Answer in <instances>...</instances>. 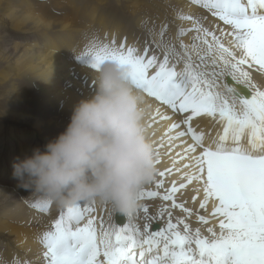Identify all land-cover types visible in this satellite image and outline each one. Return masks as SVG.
<instances>
[{"label":"snow or ice","instance_id":"snow-or-ice-1","mask_svg":"<svg viewBox=\"0 0 264 264\" xmlns=\"http://www.w3.org/2000/svg\"><path fill=\"white\" fill-rule=\"evenodd\" d=\"M190 3L224 27L209 29L200 17L178 13L175 43L164 46L162 58L150 46L141 51L114 37L93 39L83 56L90 57L91 67L106 60L126 66L142 94L180 116L168 132L178 130L176 137L191 138L182 156L187 171L179 181L166 183L173 168L158 170L156 150L155 175L146 184L155 190L141 188L135 212L105 223L95 214L94 202L62 207L38 237L42 264H264V84L255 82L251 72L264 77V0ZM166 28L162 26L161 38ZM189 32L194 35L185 44L182 38ZM199 117L219 127L207 143L192 123ZM174 138L169 136V142ZM192 184L197 195L202 193V211L178 202ZM145 197L161 201L156 214L149 215L148 206L140 203ZM51 205L43 197L28 206L47 215ZM140 213L142 225L136 222ZM153 221H158L154 230ZM11 264L31 262L13 258Z\"/></svg>","mask_w":264,"mask_h":264},{"label":"bare ground","instance_id":"bare-ground-1","mask_svg":"<svg viewBox=\"0 0 264 264\" xmlns=\"http://www.w3.org/2000/svg\"><path fill=\"white\" fill-rule=\"evenodd\" d=\"M16 1L18 0H0V85H5L7 88L6 90L0 89V264H5V262L11 264L13 258L27 259L31 264H42L43 249L38 242V237L50 226L54 219L58 218L62 207L52 204L47 215L40 214L30 208L28 206L29 202H34L36 199L43 198V196L40 193L17 187V181L12 177V161L16 157L23 158L24 155L30 154L31 149L36 146L42 148L49 139L61 133L69 122L74 105L94 94L96 86L94 73L90 66V57H83L93 39L103 41L104 37H107L108 40H112L114 37L117 43L122 39H126L128 44L141 51L144 49V46L141 45L144 44L140 43V45L132 41L130 35H125V32L118 25L117 27L112 25V27H108L107 23L109 22L106 23L103 22L104 19H100L102 15L95 24L97 27L94 26L92 30L85 28L84 35H76V31L72 29V20L69 17L59 18L55 16L56 14H49L47 8H44L42 4L36 6L39 10V15H37L34 13L31 4L20 0L27 6V9H24L25 6L21 8L19 5H22V3H19V6L15 4V7L14 3ZM119 1L115 0L117 4ZM120 2L123 3V1ZM63 3L68 9L76 7L71 1H63ZM126 6L131 13H129V16L136 19L134 21L136 26L141 24L139 22L143 17H139V14L147 11L155 12L157 17H153L154 22L159 28L167 25L164 34L166 35L168 32L170 35H167L172 37L171 41H174V43L177 26L181 23L177 19L178 13L200 17L205 27L216 29L214 22L217 18L213 17L207 10L192 5L190 0H158L157 2L143 0L142 4L128 2ZM165 6L175 9L174 11L177 14H171V12V15L175 14L174 17L166 18L168 12ZM93 8H77L79 10L74 11L73 22H76L75 18L78 17V13L81 11L83 23H90L95 16L96 10L94 11L95 8ZM146 14L148 15V13ZM134 22L131 23L134 24ZM125 23L124 27L126 26ZM128 23L130 21L126 24ZM183 26L191 27L188 22H184ZM57 27L60 30H58L59 32H67L62 35V39L59 38L56 31ZM155 31L157 32V30ZM145 32L147 31L145 30ZM150 32L148 33L150 34ZM23 35L28 36L30 40L25 36L26 43L17 42ZM193 35L194 33H187L182 38L184 43L190 44ZM150 44H152L151 47L155 45ZM158 46L160 47V45L155 47ZM157 51L161 52L160 50ZM160 54L162 55V53ZM251 72L255 82L264 84V77L255 70H251ZM50 74L51 76L47 82L42 81L47 80ZM142 95L144 98L145 128L153 144L154 154L156 150L159 151L160 163L157 166L158 170L173 168L172 173L165 176L164 179L166 183L172 180L179 181L182 174L187 171L183 168V165L188 161L182 159V156L186 145L191 143L190 139L187 136L176 137L175 133L178 130L168 132L170 125L174 121L178 122L180 120L179 115L171 114L164 106L148 98L146 94ZM157 109H159V115L156 114ZM165 115L171 117V119H160L161 116ZM199 118L192 121L193 125L197 124ZM47 130H50V133ZM169 136L175 138L169 142ZM205 142L208 141L205 140ZM168 186H170V183H168ZM195 187L196 185L192 184L182 190L180 200H178V202L183 200L193 210H196L199 206V200L202 197V193L197 195L194 191ZM146 188L155 190L150 184L146 185ZM161 191L163 190L161 189ZM193 195H197V201L195 202L191 199ZM150 199L152 200H150L148 214L154 215L159 211L161 201L158 197ZM93 207L96 210L95 214L98 219L102 216L105 223H107L110 217L112 218V209L111 214L107 215L106 213L107 210H110L109 206L94 202ZM173 212L174 216L179 214L177 210H173ZM139 216L140 219L136 222L142 225L143 215L139 214ZM191 222L194 226L196 223L194 217ZM157 223L158 221H153V230Z\"/></svg>","mask_w":264,"mask_h":264},{"label":"clouds","instance_id":"clouds-1","mask_svg":"<svg viewBox=\"0 0 264 264\" xmlns=\"http://www.w3.org/2000/svg\"><path fill=\"white\" fill-rule=\"evenodd\" d=\"M91 68L94 94L74 105L61 133L13 159L12 177L59 207L97 202L128 215L156 171L144 98L126 66L106 60Z\"/></svg>","mask_w":264,"mask_h":264},{"label":"rangeland","instance_id":"rangeland-1","mask_svg":"<svg viewBox=\"0 0 264 264\" xmlns=\"http://www.w3.org/2000/svg\"><path fill=\"white\" fill-rule=\"evenodd\" d=\"M63 1H71V2H73L75 5H76V7L75 8H73V9H68V8H66L63 4ZM95 1H96V4H95ZM91 0V1H88V0H24V2H26V3H29V4H31L32 5V7H33V9H34V13L35 14H37V15H39L38 14V12H39V10L36 8V6L37 5H39V4H42L43 5V7L44 8H47V10H48V13L49 14H53V15H55L56 17H59V18H61V17H69V19L70 20H72V23H73V27H72V29L74 30V31H76V35H84V31H85V28H87V29H90V30H92V28L95 26V24L98 22V19L101 17V15H102V18H100L101 20L102 19H104L103 20V22H109V23H107L108 24V27L109 26H113V27H117V25L121 28V30L122 31H124L123 33L125 34V35H130V39L132 38L133 40L132 41H134L135 43H141V44H144V45H141L142 47L144 46V48L146 47V46H152V44H150V43H153V44H155L153 47H151L152 49H154V48H157V49H155V53H156V55L158 56V57H160V58H162V55L160 54V53H162L163 54V51H164V48H163V46H165L166 44H169L170 42L171 43H174V41H171V39H172V37L171 36H168L167 34H169L168 32L166 33V35L165 36H163V38H160L161 36L159 35L160 34V32L162 31V28L160 27L159 28V26L154 22L155 21V17H157V15L155 14V12L153 13V12H146V13H148V15L146 14V13H142V14H139V17H142L141 19H140V22L139 23H141V24H138L137 26L135 25V22L134 21H136V19L132 16H129L131 13L129 12V10L127 9V6H126V3H128V2H137V3H143V0H120V1H123V3H121L120 1H119V3L117 4L116 2H115V0ZM152 1H154V2H157L158 0H152ZM17 2V3H16ZM15 3H14V6H15V4H16V6L19 4V3H22V5L21 4H19L20 5V7L21 8H24V6H25V8L24 9H27V6L26 5H24V3L23 2H21L20 0H18V1H16ZM43 2V3H42ZM48 2V3H47ZM52 2H54V3H52ZM77 2V3H76ZM56 3V4H55ZM79 3V4H78ZM89 3V4H88ZM84 4V5H83ZM90 4H92V5H90ZM96 6H95V5ZM18 5V6H19ZM49 5V6H48ZM89 5V6H88ZM15 6V7H16ZM23 6V7H22ZM61 6H63V8H61ZM93 6H94V8H93ZM93 8L94 9V11H95V16H94V19L90 22V23H88V22H85V23H83V15H82V12L81 11H79V13H78V17H76L75 18V21L76 22H73V20H74V16H73V13H74V11H76V10H79V9H83V8ZM167 9V12L168 13H166L167 14V16H166V18H170V16L172 17H174V15L175 14H177L176 13V11H174L175 9H173V8H171V7H167V6H165ZM77 8H79V9H77ZM169 9V10H168ZM152 11V10H151ZM174 11V12H173ZM30 12H32V11H30ZM172 12V13H171ZM108 13V14H107ZM130 13V14H129ZM150 13H151V15H150ZM173 14V13H175L174 15H171V14ZM110 14V15H109ZM129 17H131V18H129ZM145 15H146V17H145ZM154 15V16H153ZM114 16V18H112ZM115 17H117V18H115ZM148 17V18H147ZM154 17V18H153ZM106 18V19H105ZM153 18V19H152ZM117 19V20H116ZM146 19H148V20H146ZM126 20V21H125ZM143 20V21H142ZM150 20V21H149ZM218 19H216L215 20V22H214V24H215V27H217V26H219V27H224L223 26V24H222V22H220V21H217ZM111 21V22H110ZM113 21V22H112ZM115 21V22H114ZM118 21V22H117ZM130 21V23H128V24H126L127 22H129ZM144 21H146L145 22V27L143 26V24H144ZM149 21V22H148ZM117 22V23H116ZM126 22V23H125ZM131 22H134V24L133 23H131ZM143 22V23H142ZM124 23H125V27H124ZM150 23V24H149ZM151 23H153L154 24V26H153V24H151ZM217 23V24H216ZM110 24V25H109ZM131 24H133L134 25V27H133V25H131ZM150 25V27H148ZM156 25V26H155ZM111 26V27H112ZM132 26V27H131ZM141 28H140V27ZM152 26H153V29H152ZM158 26V27H157ZM95 27H97V26H95ZM143 27V28H142ZM148 28V29H147ZM158 28V29H157ZM125 29V30H124ZM59 29H58V27H57V29H56V31H57V33H58V35H59V38L60 39H62L63 37H62V35L63 34H65V33H67V32H64V33H62V32H59L58 31ZM130 30H131V32H130ZM145 30L147 31V32H145ZM154 30V31H153ZM155 30H157V32L155 31ZM160 30V31H159ZM127 31V32H126ZM152 33H151V32ZM165 31L166 30H164V33H165ZM113 32H116V31H113ZM134 32V33H133ZM148 32H150V34L148 33ZM154 32V33H153ZM61 33V34H60ZM69 33V32H68ZM117 33V32H116ZM131 33V34H130ZM140 34V35H138V34ZM133 34V35H132ZM150 36H149V35ZM152 34V35H151ZM138 35V36H137ZM155 35V36H154ZM170 35V34H169ZM26 35H23V37H21V38H19L18 40H17V42H23V43H26L27 41L25 40V38L27 37V39L28 40H30V38L28 37V36H26ZM137 36V37H136ZM160 36V37H159ZM152 37V38H151ZM156 37V38H155ZM157 37H158V39H157ZM167 37V38H166ZM138 38H140V39H138ZM146 38H148V39H146ZM170 38V39H169ZM104 39H105V37H104ZM146 39V40H145ZM149 39H150V41H149ZM153 39V40H152ZM156 39V40H155ZM160 39H163V40H160ZM165 39H166V41H165ZM20 40V41H19ZM225 40H227V38H225ZM145 41V42H144ZM146 41H147V43H146ZM153 41V42H152ZM157 41V42H156ZM162 41V42H161ZM170 41V42H169ZM31 42V41H30ZM149 42V43H148ZM168 42V43H167ZM156 43H158V44H156ZM163 44V45H162ZM156 45H160V47L158 46V47H155ZM162 45V46H161ZM162 47V48H161ZM159 48V49H158ZM162 49V50H161ZM157 50H160L161 52H158ZM52 51V50H51ZM158 53V54H157ZM59 55V54H58ZM57 55V56H58ZM161 55V56H160ZM60 58V57H59ZM76 79H78V78H76ZM18 81V80H17ZM0 89L1 90H6L7 88H6V86L5 85H0ZM47 132L48 133H50V130H47ZM170 186H171V184H170ZM169 186V187H170ZM152 187H154V185H152ZM150 200H152V199H150V198H147V197H145V199L144 200H142V201H140V203L141 204H146L148 207H150L149 205H150ZM167 203V202H166ZM177 211H180L179 209H176ZM209 210H210V208H209ZM194 211H202V210H200L199 209V206H197V208H196V210H194ZM107 215H109V214H111V208H110V210L108 211L107 210ZM140 214H142L143 215V213H140ZM110 217V216H109Z\"/></svg>","mask_w":264,"mask_h":264},{"label":"water","instance_id":"water-1","mask_svg":"<svg viewBox=\"0 0 264 264\" xmlns=\"http://www.w3.org/2000/svg\"><path fill=\"white\" fill-rule=\"evenodd\" d=\"M115 216H123V215H117V214H114V212H113L112 217H115Z\"/></svg>","mask_w":264,"mask_h":264}]
</instances>
